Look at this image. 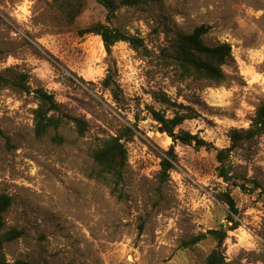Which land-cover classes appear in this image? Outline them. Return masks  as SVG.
Instances as JSON below:
<instances>
[{"label":"rangeland","instance_id":"1","mask_svg":"<svg viewBox=\"0 0 264 264\" xmlns=\"http://www.w3.org/2000/svg\"><path fill=\"white\" fill-rule=\"evenodd\" d=\"M52 2L0 0V72L26 75L30 90L52 94L64 113L87 123V130L79 136L69 124L59 130L62 143L52 140L53 132L38 139L33 94L9 86L0 91V194L13 200L7 228L24 232L5 245L6 261L201 264L216 242L208 238L192 249L183 243L232 226L221 201L227 193L239 224L222 247L228 262L264 264V136L228 155V181L219 175L215 151L229 147L230 130L249 128L264 102V0H164L121 8L110 19L89 0L72 26ZM97 22L141 39L147 53L120 42L108 55L99 36L77 34ZM202 25L209 27L208 46L231 47L226 81L178 87L156 56L177 34ZM154 94L169 101L161 103ZM151 110L168 118L174 112L192 117L180 129L211 147L174 144L158 132ZM131 125L137 130L125 141L128 168L119 199L87 176L89 155ZM170 147L176 161L161 183L160 162ZM253 181L259 188L249 190Z\"/></svg>","mask_w":264,"mask_h":264},{"label":"trees","instance_id":"2","mask_svg":"<svg viewBox=\"0 0 264 264\" xmlns=\"http://www.w3.org/2000/svg\"><path fill=\"white\" fill-rule=\"evenodd\" d=\"M89 0H53L52 7L61 15L68 26L75 24L76 20L84 12ZM164 0H95L97 4L107 11V18L114 17L115 13L121 8L145 7L151 4H160ZM208 26L196 27L191 33H179L173 38L169 45L161 50L156 56L158 67L168 71L170 78L175 79L180 85H205L222 86L226 81L224 72L225 66L231 58V47L228 43H219L215 46H208L204 42V36L208 33ZM79 36L95 35L102 40L106 53H111L112 47L120 42L128 44L136 52L147 53V49L141 39L126 35L118 28H112L102 23H94L85 28L77 30ZM27 76L24 74H12L11 70L0 72V91L4 87H11L19 92L33 94L36 101V108L33 110V132L36 138L42 139L50 135L55 143H62L63 138L59 135V130L65 126L74 125L79 136H83L87 130V123L79 118L64 113L54 96L42 88L30 90L26 85ZM105 87H109V77L104 80ZM154 98L161 103L169 100L165 94L156 95ZM176 106V105H175ZM177 107V106H176ZM179 107H182L179 105ZM150 119L156 124L157 130L161 134H166L172 142L180 143L184 146H191L194 149L211 147L201 140L197 135L181 130L180 126L187 119L192 117L180 112H174L171 118L166 117L160 112L151 110ZM137 130L136 125L125 126L123 133L116 136H109L104 139L99 146L93 149L89 155V168L87 176L90 179L105 185L110 192L122 198V183L128 168V153L125 141L134 135ZM2 131L0 129V137ZM264 136V102L255 111L253 120L247 129H232L228 133L229 147L216 150V161L220 165L218 172L220 177L228 181V173L225 171L224 162L228 155L243 144L250 143L255 139ZM170 147L161 158L159 177L161 183L166 181L168 173L173 169L176 156ZM251 189L241 182H235L236 187L241 189L256 190L259 188L257 182H252ZM222 203L228 209L227 222L232 226H219L218 229L210 230L205 234H199L184 242L185 248L192 249L202 241L211 238L216 242V247L206 256L201 264H230L224 254L223 245L228 237V232L237 229L238 209L229 196L225 193L221 197ZM13 200L6 194H0V264H35L23 260L13 263L6 261L3 254L5 245L13 243L23 237V230L12 227L7 228L5 215L11 208ZM264 237V236H263ZM69 264V263H67Z\"/></svg>","mask_w":264,"mask_h":264}]
</instances>
